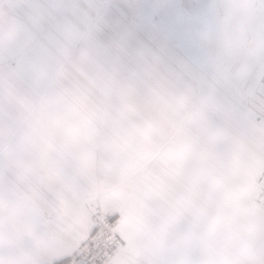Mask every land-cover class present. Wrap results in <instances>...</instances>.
Returning <instances> with one entry per match:
<instances>
[{
  "label": "clouds",
  "instance_id": "1",
  "mask_svg": "<svg viewBox=\"0 0 264 264\" xmlns=\"http://www.w3.org/2000/svg\"><path fill=\"white\" fill-rule=\"evenodd\" d=\"M104 0H0V264H49L57 204L124 183L186 116L180 76L98 39Z\"/></svg>",
  "mask_w": 264,
  "mask_h": 264
},
{
  "label": "snow or ice",
  "instance_id": "2",
  "mask_svg": "<svg viewBox=\"0 0 264 264\" xmlns=\"http://www.w3.org/2000/svg\"><path fill=\"white\" fill-rule=\"evenodd\" d=\"M217 39L162 152L52 205L49 264H264V0H213Z\"/></svg>",
  "mask_w": 264,
  "mask_h": 264
},
{
  "label": "rangeland",
  "instance_id": "3",
  "mask_svg": "<svg viewBox=\"0 0 264 264\" xmlns=\"http://www.w3.org/2000/svg\"><path fill=\"white\" fill-rule=\"evenodd\" d=\"M98 39L123 44L136 59L155 58L180 78L176 91L194 96L206 75L217 31L213 0H104ZM185 104V100L182 97Z\"/></svg>",
  "mask_w": 264,
  "mask_h": 264
},
{
  "label": "crops",
  "instance_id": "4",
  "mask_svg": "<svg viewBox=\"0 0 264 264\" xmlns=\"http://www.w3.org/2000/svg\"><path fill=\"white\" fill-rule=\"evenodd\" d=\"M51 200H52V205H53L55 203V197H52ZM47 221L50 224L51 230L54 232L56 230L57 226L55 224V209L52 206L49 210V215L47 217Z\"/></svg>",
  "mask_w": 264,
  "mask_h": 264
}]
</instances>
